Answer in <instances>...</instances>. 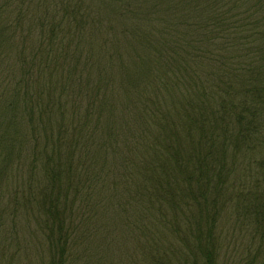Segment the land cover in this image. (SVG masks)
<instances>
[{
  "label": "trees",
  "instance_id": "1",
  "mask_svg": "<svg viewBox=\"0 0 264 264\" xmlns=\"http://www.w3.org/2000/svg\"><path fill=\"white\" fill-rule=\"evenodd\" d=\"M13 1L0 264H264V0H131L132 26L100 52L85 34L80 55L91 16L70 0L38 20L31 58ZM119 33L137 47L109 60Z\"/></svg>",
  "mask_w": 264,
  "mask_h": 264
},
{
  "label": "rangeland",
  "instance_id": "2",
  "mask_svg": "<svg viewBox=\"0 0 264 264\" xmlns=\"http://www.w3.org/2000/svg\"><path fill=\"white\" fill-rule=\"evenodd\" d=\"M23 1V4H25L24 13L28 15V25L30 24V27L34 26V30L30 36L32 38V42H29L27 45L26 53L29 56V58L32 57V52H34V42L35 40L39 39L40 32L37 28V22L39 19L43 17H49V16H57V8L61 6L63 3H69L70 0H21ZM76 1V0H73ZM83 5L87 7L88 13H90L91 20L90 25L81 31V36L79 35L78 40L74 42H78L77 46V54L80 55V51H82L84 48H87L88 42L87 39L88 36H96L93 38L94 42L92 43L93 47L100 52V48H102L101 44L103 41L106 43L113 39V37L116 35L117 31L123 32L126 29V26H132L133 19L130 18V15L127 12L126 6H130L129 2L131 0H109L106 7H104V3L107 0H82ZM21 3L20 0H14L11 4L12 7L15 6V3ZM75 5V3H72ZM43 10H45V13H43ZM46 12H48V15H46ZM85 10H82V13H85ZM114 26V30H111V28ZM131 29H133L131 27ZM85 34L87 39L85 38ZM83 36V37H82ZM119 38L122 37V33H119L116 36L117 42L112 44H107L106 47L107 52L105 54V57L107 56V59L109 60L116 55V52L118 51L119 55H122L124 58H127V53L136 48V45H132L129 43V40L132 39V34L130 33L127 37L119 41ZM83 39V40H80ZM38 42V41H37ZM36 42V43H37ZM74 47H72L73 52ZM86 50V49H85ZM62 53L65 52V48L62 49ZM86 54V53H85ZM76 56V55H75ZM97 56L99 54L97 53ZM103 56V60L105 59ZM115 60H117L115 58ZM106 61V60H104ZM228 227L229 224H226ZM230 227L227 228L226 231H228ZM40 240L39 236H34V253L36 252V248L40 246ZM227 253V252H226ZM224 256L227 255L224 253Z\"/></svg>",
  "mask_w": 264,
  "mask_h": 264
}]
</instances>
